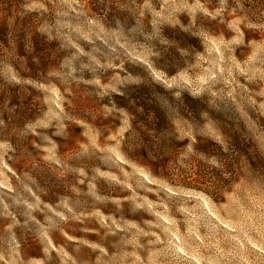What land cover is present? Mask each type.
<instances>
[{
	"label": "rangeland",
	"instance_id": "1",
	"mask_svg": "<svg viewBox=\"0 0 264 264\" xmlns=\"http://www.w3.org/2000/svg\"><path fill=\"white\" fill-rule=\"evenodd\" d=\"M0 24V264H264V0H0ZM141 87L195 102L158 176L123 152Z\"/></svg>",
	"mask_w": 264,
	"mask_h": 264
},
{
	"label": "trees",
	"instance_id": "2",
	"mask_svg": "<svg viewBox=\"0 0 264 264\" xmlns=\"http://www.w3.org/2000/svg\"><path fill=\"white\" fill-rule=\"evenodd\" d=\"M0 24V47L8 46L9 39L13 32L9 28ZM24 48V46H20ZM132 102H128L126 110L131 117V130L127 133V140L123 150L126 159L132 163L150 169L153 176H158L160 169L164 168L159 155L164 151L171 150V146L166 143L161 144V135L170 132L173 129L172 119L167 115L166 109L173 108H193L194 100H175L174 98H160L152 94L148 88L141 87V91L133 96ZM217 147H219L217 145ZM236 149L244 153L240 146V142L232 144L228 149L219 147V152H216L204 145L196 146L195 150L198 153L215 154L222 163L224 175L234 174L236 168Z\"/></svg>",
	"mask_w": 264,
	"mask_h": 264
}]
</instances>
